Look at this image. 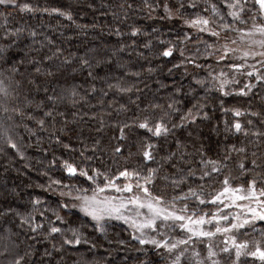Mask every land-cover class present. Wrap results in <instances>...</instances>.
<instances>
[{"label":"snow or ice","instance_id":"1","mask_svg":"<svg viewBox=\"0 0 264 264\" xmlns=\"http://www.w3.org/2000/svg\"><path fill=\"white\" fill-rule=\"evenodd\" d=\"M203 2L201 8L200 0H187V3L165 0L164 15L160 19L179 20L187 30L178 32L175 40H160L159 45L167 47L157 54L173 57L178 53L179 62L168 69L169 73L184 68L187 76L190 65L206 74L202 78L197 73L192 74L195 87L190 85L187 92L182 85L176 87L166 104L149 101L141 107L143 101L137 93L142 90L134 83H127L130 78L138 80L141 76V72L132 70L136 67L130 63L133 52L138 59L147 60L143 51H136L135 42L121 44L111 51L91 48L83 55L69 53L65 56L54 36L26 23H10L13 12L7 9H14L22 16L39 14L69 21L73 20L71 13L59 7L41 8L31 2L21 3V0H0V6L5 7V12L0 14V143L3 150H14L23 158V149L33 145L22 141L35 137V147L39 148L40 133L51 129L49 136L55 137L56 144L66 151L76 152L70 142L64 143L61 134L70 132L68 125L87 115L80 110L85 106L97 107L89 105L97 95L102 110L109 95L128 97V102L119 104L118 108H113L117 102L112 101L107 104L110 111L93 113L90 117L99 124L95 129L97 136L109 127L118 130V137H111L107 145L102 138L90 137V145L81 140L79 158L70 157L60 164L61 171L66 173L62 179L77 183L63 184L62 180L50 179L48 190L54 185L59 189V196L67 198L58 203L57 208L60 211L78 209L84 222L78 228H65L67 221L59 211L50 208L42 211L44 202L38 198L31 201L32 211L27 213L11 206L0 210V219L10 225L0 229V257L5 259V264H65L63 258L55 257L66 250V246L90 244L82 231L86 224L104 234L109 221L126 225L131 230V240L140 246H151L164 264H227L228 261L239 264L242 256L257 258L264 264V239L241 241L238 238V234L248 228L255 231L257 221L264 222V187L257 188L258 184H264V0ZM160 6L152 0H142L139 6L136 0H122L114 5L116 10L112 16L123 22L130 12L144 11L153 18L152 14ZM157 31L153 28L152 34ZM141 32V28L132 27L128 35L135 38ZM115 34L122 35L119 28ZM152 48L151 40L143 44L145 50ZM128 49H132L128 52V61L119 63L114 59ZM114 64L119 75L110 76ZM69 68L73 73H86L84 81L70 87H54ZM140 68L143 69V65ZM153 71L147 69L148 73ZM97 82L106 88L98 89ZM161 87L167 86L161 84ZM197 89L203 90L204 96L197 98ZM213 93L219 94V110L223 116H231L222 121V132L218 125L214 126L223 139L215 142V149L203 143L197 146L193 141L194 150L188 151L189 145L176 133L198 121L211 123L215 117L205 109ZM180 94L191 99H177ZM134 95L136 100L131 99ZM224 97L246 101L247 106L225 107ZM182 104L190 106L185 110ZM69 113L71 121L67 119ZM122 113L124 118L120 119ZM105 117L115 119L106 124ZM61 121L62 127L57 129ZM169 137L173 140L166 150L154 142L167 143ZM111 140H116L117 144H112ZM125 141H131L127 155ZM109 149L110 157L106 159ZM134 159L137 163L133 165ZM238 179L246 181V186L233 187ZM158 181L165 186L159 193L156 191ZM192 183L196 186L192 187ZM185 185L187 191H183ZM168 188L174 193L171 197ZM208 206L215 211H202ZM41 234L44 240L62 237L60 247L53 244L52 250L45 249L42 255L31 244L21 250L22 236L34 240ZM261 236L264 237V232ZM116 243L123 247L128 242L117 239ZM95 247L91 243L89 251ZM80 264L89 262L82 259ZM140 264L154 262L140 261Z\"/></svg>","mask_w":264,"mask_h":264},{"label":"trees","instance_id":"2","mask_svg":"<svg viewBox=\"0 0 264 264\" xmlns=\"http://www.w3.org/2000/svg\"><path fill=\"white\" fill-rule=\"evenodd\" d=\"M23 2H31L34 5L39 7H59L62 10L71 13L73 20L69 21L63 17H49L47 15L36 16H27L21 15L16 10L8 8V12H13V16L10 18V23L15 25L28 24L32 27H35L38 31L45 32L46 34L52 35L56 38L57 46H60L64 49V55L68 56L69 53H74L77 56L83 55L85 51L91 48H95L101 52L111 51L114 48H118L121 44H137L136 51H143L145 59H138L133 52L130 63L135 64L136 67L133 68V71L141 72V76L137 80L136 78H130L127 83L136 84V86L141 89V93H137L140 96L144 104L149 101L158 102L161 104H166L168 102V97L171 92L175 91L176 87L183 86V90L187 92L189 86L195 87L192 83L193 76L192 74L197 73L198 77L202 78L206 73L200 70L194 69L192 66H188L187 71L189 75L185 76L184 68L179 70H173L169 73L168 69L172 68L174 64L179 62L178 53L173 57H162L157 53L163 50V47L159 45L160 40L170 41L176 39V34L181 32L184 29L183 24L179 21H170L160 19L164 15L163 3L165 0H152V2L159 3L161 6L157 8L156 12L152 14L153 18H149L147 13L144 11L130 12L129 18L126 21L121 22L112 16V12L116 10L114 5L122 2V0H21ZM131 2V0H129ZM142 3V0H136V5L139 6ZM187 3V0H185ZM200 7H204L203 0H200ZM5 12V7L0 6V14ZM2 22V20H0ZM43 25V26H41ZM132 27L141 28L142 32L140 36L132 38L128 35ZM119 28L122 33L121 36L115 34V30ZM156 28L158 31L152 34V29ZM149 40L152 41L153 48L151 51L143 49V44L147 43ZM29 41H26L28 43ZM191 46V47H190ZM189 48H192V45H189ZM192 51H195L193 48ZM128 52H132V49H128L125 53L121 54L120 57L114 58L117 62L123 63L129 60ZM59 63V61H57ZM140 65H143V69L140 68ZM76 67V65H73ZM152 68L154 71L148 73L147 69ZM113 71L109 73L110 76L119 75L115 71V64L113 65ZM106 71V70H105ZM101 75H104V71H101ZM85 74L80 72H72V69L69 68L66 71L64 77L60 81L54 84V87L58 89L60 87H70L73 84H81L85 79ZM72 76H75L76 79H72ZM65 80L67 81L65 83ZM110 82H114L111 81ZM161 84L167 87H161ZM147 85V87H145ZM87 88V85H84ZM96 87L99 89L105 87L106 85L97 82ZM83 94V90L81 91ZM204 96L203 90L197 89V98ZM137 96L134 95L131 97L132 100H136ZM177 99L190 100L191 98H184L182 94L177 95ZM225 107L233 106H247L246 101L239 100L238 98L224 97ZM99 95L92 98L89 101V105H97L95 108L85 106L82 108L81 114L87 112V115L83 119L77 118L76 123H70L68 128L71 129L70 132L62 133L64 136V143H71V147L76 149V152L66 151L62 145L55 143V137L49 136L48 131L40 133L42 143L40 147H35L36 138L32 140L25 139L22 141L23 144H32L33 147H25L23 149L24 156L21 158L15 153L14 150H3L4 146L0 143V210L11 206L17 209L21 213H27L32 211L31 201L33 199H40L44 203L41 205V210L44 208L56 209L59 211L60 215L65 218L67 223L64 225L65 228L69 227H80V224L83 221L82 214H79L77 211H67L63 209L60 211L57 208L58 203H62L61 197L59 196V189L53 185L52 190H48V186L51 180H62L63 184H76V180L62 179L66 176V173L62 172L60 169V164L63 160L69 159H78V151L81 148V140H84L89 145L91 144L90 137H95L97 139L102 138L104 144L107 145L110 142V138L119 135L118 130L106 127L99 136L96 135L95 129L99 127L97 120H92L90 117L93 116V113L100 114L102 111H110L111 109L107 108V104L116 101L113 105V108H118L119 104L127 103L128 97L125 96L121 99L119 96L109 95L105 98V106L102 110L98 104ZM221 99L219 98L218 93L211 94L206 103V111L214 115V119L209 123L208 121L197 122L189 127H186L183 130H178L176 136L183 140L189 145L188 151H193L191 147L193 141L199 146L200 143H203L205 147L215 149L216 141L222 140L223 136L218 134L214 126H219L221 132L223 130L224 119H231V116L224 117L219 110ZM182 107L185 108L190 106V104H182ZM135 110L134 106H131ZM253 110H256L255 107ZM129 117L132 115L130 111L127 114ZM120 119L124 118L122 113L119 117ZM67 119L71 121L73 118L71 113H69ZM115 117H113V120ZM178 120V117L176 118ZM113 120H108L105 117V123L111 124ZM62 127L61 123H57L56 128ZM189 134H191L189 136ZM135 134H133L132 139L134 140ZM173 138L169 137L168 142L165 143L163 140L154 141L163 146L166 150L168 144L172 143ZM131 141L123 142L125 147V155H127L128 149L127 145ZM112 144H117L116 140H111ZM135 151V148L132 149ZM90 154V153H89ZM161 155L163 152L160 153ZM110 157V149L108 151L106 159ZM55 158V164L53 160ZM137 161L134 159L132 164L134 165ZM234 175H238L234 173ZM222 179V177H221ZM252 177L249 176L248 180H251ZM235 184L245 185L246 181L243 179H238ZM264 184H258L257 186H263ZM43 186V187H41ZM82 187L86 185L81 183ZM192 187H195L196 184L192 183ZM187 185L184 186L183 191H187ZM220 185L216 184V189L218 190ZM165 186L161 182H157L156 191L159 193ZM211 191V189H207ZM66 191V189H65ZM168 196L171 197L174 193L171 188L167 189ZM178 194V193H177ZM210 199V197H209ZM211 206L206 207L209 210ZM51 216V212L48 213ZM11 219V217H9ZM54 219V217H52ZM19 222L18 220L16 221ZM3 219H0V229L4 227H9ZM84 236H86L91 243H94L96 247L89 251L90 244H82L75 246V248L66 246L60 255H57L55 259L59 260L63 258L65 264H80L82 259H86L89 264H140V261H153L154 264H163V260H158L157 255L154 251L146 246H140L136 241L131 240V235L129 231L122 225L112 223L106 227L104 234L95 232L91 224H86L82 229ZM264 232V222H259L253 229H248L246 232L239 234V239L249 240V241H259L264 239L261 236V233ZM31 235V234H29ZM70 235V234H69ZM117 239H123L128 243L126 246H119L116 243ZM21 250L27 248L28 245H33L38 249L39 254H43L45 249L49 251L52 250V245L55 244L57 248L60 247L62 242V237L57 236L55 240H44L43 235H39L36 239H26L21 237ZM112 241V243H109ZM142 249L137 251V249ZM2 250V249H0ZM0 264H5V259L0 257ZM239 264H261L259 259L253 258L250 256H245L240 258Z\"/></svg>","mask_w":264,"mask_h":264},{"label":"rangeland","instance_id":"3","mask_svg":"<svg viewBox=\"0 0 264 264\" xmlns=\"http://www.w3.org/2000/svg\"><path fill=\"white\" fill-rule=\"evenodd\" d=\"M191 47V46H190ZM123 183V182H122ZM236 186H239L238 184H233V187H236ZM260 187H264V185L263 186H257V188L259 189ZM65 200H67V198L65 197V198H61V201L62 202H64ZM67 209V211H77V212H79L78 211V209H74V208H66ZM202 211H215V208L214 207H212L211 206V208L209 209V210H207L206 208H202ZM79 214H81V213H79ZM112 223H116V224H119V225H122L123 227H125L128 231H129V233H130V235H131V230L126 226V225H123L122 224V222H120V221H109L108 222V225H110V224H112ZM259 223V221H257L256 222V224H255V226L254 227H256L257 226V224ZM108 225H106V227L108 226ZM248 229H252V228H248ZM238 238H239V234H238ZM223 238L221 237L220 238V240H222ZM220 240H218L217 241V243H219L220 242ZM240 240V239H239ZM138 243V242H137ZM146 247H149V248H151V246H146ZM233 257H234V253H233ZM243 258L245 257V256H242ZM251 257V256H250ZM221 259L223 260V259H226L225 257H221ZM163 264H164V262H163ZM227 264H231V261H228L227 262Z\"/></svg>","mask_w":264,"mask_h":264}]
</instances>
